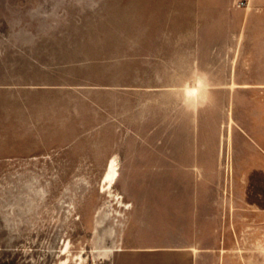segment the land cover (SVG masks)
Segmentation results:
<instances>
[{
	"label": "rangeland",
	"instance_id": "obj_1",
	"mask_svg": "<svg viewBox=\"0 0 264 264\" xmlns=\"http://www.w3.org/2000/svg\"><path fill=\"white\" fill-rule=\"evenodd\" d=\"M123 262L264 264V0H0V264Z\"/></svg>",
	"mask_w": 264,
	"mask_h": 264
},
{
	"label": "built area",
	"instance_id": "obj_2",
	"mask_svg": "<svg viewBox=\"0 0 264 264\" xmlns=\"http://www.w3.org/2000/svg\"><path fill=\"white\" fill-rule=\"evenodd\" d=\"M238 5H239L240 7H241V6H244V5H245V2L242 1V2H240Z\"/></svg>",
	"mask_w": 264,
	"mask_h": 264
},
{
	"label": "crops",
	"instance_id": "obj_3",
	"mask_svg": "<svg viewBox=\"0 0 264 264\" xmlns=\"http://www.w3.org/2000/svg\"><path fill=\"white\" fill-rule=\"evenodd\" d=\"M120 251H121V250H120ZM123 264H127V263H124V262H123Z\"/></svg>",
	"mask_w": 264,
	"mask_h": 264
}]
</instances>
